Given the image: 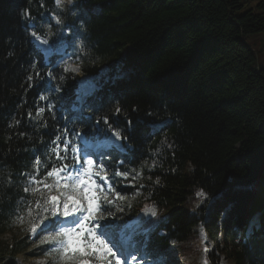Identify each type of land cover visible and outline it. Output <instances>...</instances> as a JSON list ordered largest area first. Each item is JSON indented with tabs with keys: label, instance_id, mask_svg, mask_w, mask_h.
I'll return each instance as SVG.
<instances>
[{
	"label": "trees",
	"instance_id": "16d2710c",
	"mask_svg": "<svg viewBox=\"0 0 264 264\" xmlns=\"http://www.w3.org/2000/svg\"><path fill=\"white\" fill-rule=\"evenodd\" d=\"M62 6L0 0V264H17L19 255L58 263L55 246L42 243L47 233L31 231L40 223L41 195L24 189L47 195L43 185L55 178L45 174L61 163L50 151L54 138L67 128L69 140L74 132L93 140L104 118L128 145L126 153L101 160L123 197L104 222H128V235L149 230L139 238L147 242V263L168 264L169 254L195 258L204 247L192 229L203 223L229 264H264V0H71ZM30 32L48 40L49 62ZM63 45L84 75L109 68L100 90L84 98V109H73L76 84L54 66ZM67 157L72 164L71 146ZM117 169L128 178L115 176ZM33 177L37 183H30ZM151 207L154 218L135 223ZM257 213L260 227L247 236ZM13 232L10 242L1 240ZM216 261L206 255L204 264Z\"/></svg>",
	"mask_w": 264,
	"mask_h": 264
},
{
	"label": "snow or ice",
	"instance_id": "6c2138e0",
	"mask_svg": "<svg viewBox=\"0 0 264 264\" xmlns=\"http://www.w3.org/2000/svg\"><path fill=\"white\" fill-rule=\"evenodd\" d=\"M56 4L59 8L63 7L60 0H56ZM25 15L30 16V13L26 10ZM56 20L57 23L61 22L58 17ZM32 35L35 36L36 33L33 32ZM43 43L47 45L48 40H43ZM68 70L69 68H65V71ZM71 70L79 71V67L71 68ZM37 75L39 74L37 73ZM48 75L50 76L51 73ZM63 78L61 77V79ZM28 79L31 80L32 77L29 76ZM40 99L46 100L47 97L42 95ZM52 107V105H48V110L51 111ZM120 111V108L116 109L117 113ZM44 112L45 108L41 107L36 116L40 117ZM31 116L32 114L29 113V118ZM16 123L18 124L19 121ZM104 123H108L107 118H104ZM9 127L12 125L10 124ZM109 129L111 136H114L115 139L122 138L121 133L112 129L111 125H109ZM67 132L68 129L65 128V136L57 135L52 142L54 147L50 151L61 163L59 166L53 165L45 174L46 178H55L54 183L43 185V189L47 190L48 194L44 195L43 190L38 187L24 189L25 193L31 191L33 194L40 193L41 195V199L36 201L40 209V223L39 225L33 224L31 231L36 232L40 228L47 233L42 243L55 246L62 264H92L90 260L82 259L85 256L94 257L96 264H111L110 257H117L116 264H121V258L126 264L130 253L126 255L125 246L114 239V230L118 226L104 222L113 217L114 214L110 208L116 200H121L123 197L109 181L104 164L102 162L97 164L101 156L97 144H102L103 141L90 142L87 139V133L81 135L79 132H74V139L69 140L66 138ZM104 139L110 141L111 137L106 136ZM77 141H79L78 144ZM70 146L74 161L72 164L65 162L68 159L67 153ZM61 149L65 153L64 156L60 155ZM81 157L84 158L83 162H81ZM49 162L47 158L44 161L45 165ZM120 163L122 164L123 161ZM36 164H41L38 157ZM114 175L123 179L128 178V172H121L119 169L114 172ZM93 177H99L102 183H97ZM30 183L34 184L37 181L33 177ZM53 189L56 194H51ZM110 193H115L114 198H109ZM198 195H203V193H198ZM29 212H31V208H29ZM151 214L155 216L156 212L153 210ZM57 217L62 218L64 223L55 224L50 228L45 226L46 222ZM131 258L135 259L134 256Z\"/></svg>",
	"mask_w": 264,
	"mask_h": 264
},
{
	"label": "rangeland",
	"instance_id": "374dc122",
	"mask_svg": "<svg viewBox=\"0 0 264 264\" xmlns=\"http://www.w3.org/2000/svg\"><path fill=\"white\" fill-rule=\"evenodd\" d=\"M60 3L62 5L68 6L69 4H71V0H60ZM30 33H32V32H30ZM31 39L34 42L35 48L39 51V53L43 57V60H45L46 62H49L50 61L49 58H50V56H52L51 51L50 50L46 51L47 46L43 43L42 40H40L34 36L31 37ZM58 54H59V57L54 62V66L61 67L64 72L69 73L71 75V79L74 80L73 82H75L76 88H77L76 89V98H75L76 105L73 106V109H81V107H83L84 98L87 96H91L94 92L100 90V84H101L100 80L109 73V68L107 66H102L96 75H94V76L84 75L80 71V69H79V71H72L71 70V68H75V67H77V65H74L70 61L69 57H67L64 54V51L59 52ZM65 68H69V70L65 71ZM120 78L121 79L122 78L127 79L128 74H125L124 77L121 76ZM107 80L108 79H105L104 82H106ZM115 114H116V112H115ZM101 123H102V125H100V124L95 125L96 132L94 134V141H103L102 144H97L98 150L102 151V155L110 153V151L112 149L116 153H120V154L125 153L126 151L124 150V148H126V144H125L124 139L121 138V139L117 140V139H115L114 136H111L109 125H111L112 129H114L115 124L109 123V122L107 124H105L104 119L101 121ZM152 128L154 131H158L161 128V125L156 124ZM97 129H99V131H97ZM106 136L111 137V140L110 141L105 140L104 138ZM106 150H107V152H106ZM126 187H132V185L128 184V185H126ZM240 190L246 192L247 190H249V187L239 188L236 191L240 192ZM153 208L148 209V210H146V212L142 213L141 217H138V219L136 220L135 223H138L141 221H148V220L152 219L154 216L151 213L153 210L155 211V208L154 209ZM213 208H214V200L209 202V204L206 208L207 213H208L207 217L212 212ZM227 217H228V214H225V212H223V214L220 217V220L218 221L219 227H221L222 223L226 220ZM261 217H262L261 214H257L251 220L252 222L249 224V227H248L249 233L254 226H258V224L261 221ZM202 225H203V223H201V225L199 224L197 227H194L192 229V231L195 233L196 237H198L201 240V244L203 245L204 249H202L195 258H193V257L185 258L186 259L185 262L182 261V263H180L178 259H175V261H173L172 264H185V263H191L192 261H195L197 264H204L206 255L214 256V258L215 257L217 258V261L214 264H229L223 258V255L220 254L216 250L214 243L209 238H207V236L205 234V230H204ZM40 231H41V229L38 228L37 231L33 232V233L35 235H37ZM14 233H16V232L4 235L1 238V240L4 242H10ZM161 234L164 235L165 233L161 232ZM134 236L135 235L133 234L131 236L130 240L134 239ZM114 239L119 240L120 236H115ZM131 242H132L131 243L132 245L137 243V242H134L133 240ZM171 243H173V241ZM37 244H39V243H37ZM129 247H130V245H129ZM142 250H143L142 247H141L140 251L135 250V253L129 257L126 264H149L146 262L147 258H146L145 253L142 252ZM132 256H134L135 259H132L131 258ZM170 258L173 259V257H170ZM82 259H88L92 262V264H96L94 257L85 256V257H82ZM109 259H111V258H109ZM116 259H117V257L112 259L111 264H116V262H115ZM16 263L17 264H52L47 256H42V255H38V256L33 257V258H29V257L24 256V255H19L16 258ZM56 264H62L61 259ZM121 264H125V262L123 261L122 258H121Z\"/></svg>",
	"mask_w": 264,
	"mask_h": 264
},
{
	"label": "bare ground",
	"instance_id": "6f19581e",
	"mask_svg": "<svg viewBox=\"0 0 264 264\" xmlns=\"http://www.w3.org/2000/svg\"><path fill=\"white\" fill-rule=\"evenodd\" d=\"M69 6V5H68ZM31 37H33L32 36V34H31ZM38 38V37H37ZM31 41L33 42V40L31 39ZM33 44H34V42H33ZM47 46V45H46ZM47 51H49V49H48V46H47ZM47 53V52H46ZM175 259H177V258H175Z\"/></svg>",
	"mask_w": 264,
	"mask_h": 264
}]
</instances>
